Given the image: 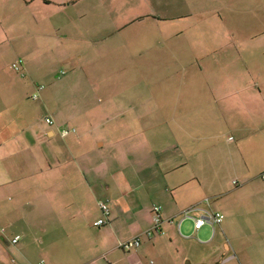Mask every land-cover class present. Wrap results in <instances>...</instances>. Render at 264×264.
<instances>
[{
  "label": "crops",
  "instance_id": "0c3cea01",
  "mask_svg": "<svg viewBox=\"0 0 264 264\" xmlns=\"http://www.w3.org/2000/svg\"><path fill=\"white\" fill-rule=\"evenodd\" d=\"M19 12L9 28L42 30L41 62L52 40L88 84L77 87V156L42 108L11 126L0 102V264H264V20L236 15L226 35L220 11L193 0H18ZM199 14L222 23L200 60ZM206 199L225 219L203 241L168 222L143 235L154 203L168 221ZM102 201L112 216L97 227ZM138 235L140 248L119 247Z\"/></svg>",
  "mask_w": 264,
  "mask_h": 264
},
{
  "label": "rangeland",
  "instance_id": "374dc122",
  "mask_svg": "<svg viewBox=\"0 0 264 264\" xmlns=\"http://www.w3.org/2000/svg\"><path fill=\"white\" fill-rule=\"evenodd\" d=\"M5 1L8 2V8H0V20L3 26V28H0V87L2 88L0 102H8L10 106L7 108L6 105L3 104V106L7 108V110L4 109L5 111L3 110L2 112L3 122L6 121L5 123L11 124L13 123L14 117L19 113L24 115V112H27L26 110H28V108L32 109L33 106L37 105L39 106L38 108H42L44 118L50 117L54 120L55 124L50 125L51 128L67 129L69 127L75 128L77 131V112L79 111V109H77V87L82 85V87L84 86L86 89L88 82H84L83 84V78L79 75L77 76V69L64 61L65 59H63L62 52L64 47L60 46V44L54 45L55 42L52 40L50 45L51 51L47 55H44V61L41 62V51L43 49L41 38L47 37L41 34L42 30L37 28L36 24L35 29H10L9 25L11 23L23 21L26 15L20 12L15 14L11 13L12 5H16L18 0H0V4H2V2L5 3ZM193 4L195 6V11L201 8L212 9V12L220 11V14H222L221 19L226 22V28L224 30L226 35L233 32L230 22L234 20L236 15L240 14L247 17L251 15L252 18H256L258 23L260 20H264V0H193ZM162 7L165 9V11H163L165 15H174L168 12L169 8H166L164 5ZM253 8L255 9L252 11ZM34 11L35 15L37 11L36 7ZM203 18L204 20L200 21ZM185 21V19L183 22L179 20L176 21L178 23L174 27L175 31H178L182 27H187ZM218 23L220 24L219 26H222V23L215 17L212 18L211 16V19L208 20L207 14H205L204 17L201 14L192 16V24L194 27L192 26L193 30L191 35L195 40L193 49L195 50V56L199 58V60L202 59V56L205 57V55L211 53L206 44H211L210 40L214 37L212 35V33H214V27ZM145 27L147 33L153 29L149 25ZM258 30L261 29L258 28L255 32H258ZM50 33L52 34V31ZM189 33L190 32H188V37L191 36ZM258 37L264 36L259 34ZM227 52L233 53L228 45ZM45 56H47V58H45ZM34 58L36 59L34 65L37 64L38 67L33 65L34 69L32 70L29 64ZM14 63H19L23 73L13 69L12 66ZM42 64L45 66L44 69L41 68ZM92 67L97 68V70H99L98 68H105L102 65L99 67L93 65ZM111 67L115 68L114 79L120 80L121 78L116 76L121 65L115 64ZM107 78L103 77L101 79ZM39 86H44V90L41 92L40 98L34 100L32 96L37 92ZM11 103H13V105H16V103L21 104V108H14ZM89 110L90 109H84L82 112H89ZM195 113H197V111ZM88 115L90 114L88 113ZM2 125L4 126V124ZM11 126L13 125L11 124ZM76 136L77 132L67 137L66 140L72 144L71 149L74 155L77 156L76 144L74 142ZM233 136L232 134H227L224 139L227 137H232L231 139H234ZM224 141L225 140L222 142ZM72 156L73 153L69 151L63 156V161L68 165H72L73 163L70 162L73 161ZM226 184L228 185V183ZM181 220L182 217L180 216L177 222L179 223ZM73 225H75V223ZM181 232L185 236L197 232L193 228V221L191 219H185L182 222ZM198 232L200 233L197 235V238L203 241L208 237V234L205 232H212V229L209 225H206Z\"/></svg>",
  "mask_w": 264,
  "mask_h": 264
},
{
  "label": "built area",
  "instance_id": "2783aa9c",
  "mask_svg": "<svg viewBox=\"0 0 264 264\" xmlns=\"http://www.w3.org/2000/svg\"><path fill=\"white\" fill-rule=\"evenodd\" d=\"M12 67L15 71L23 73L19 63H14ZM43 90H44V86H39L37 92L33 95V99L34 100L39 99L41 92ZM46 122L49 125L55 124L54 120L51 119L50 117L46 118ZM61 132L64 137H67L71 134L76 133L77 131L75 128L68 127L67 129L66 128L62 129ZM263 178H264V175H263ZM234 183L238 184V181H235ZM203 204L210 206V200L206 199L204 202L197 204L193 206L192 208L184 211L180 215L182 217V220L178 223L176 218H171L168 221H166L163 216V210H164L163 206L161 204L154 203L152 206V219H153L152 227L149 228L143 235L149 238L155 235H165L166 234V230L164 228L165 222H168L171 224L177 223V225L179 226V230L181 232V225L185 219H191L193 221L194 229L196 231L203 229L206 225H210L213 227V232H215V227L223 223L225 216L223 213L219 211H215L211 209L210 207L209 208L203 207L202 206ZM100 208H101L103 215L100 219H98L95 222V226L97 227H103L109 224L110 218L112 216V210L107 201L100 202ZM194 214H198V216H195ZM143 235H138L130 240L122 242L119 247L125 251H130L132 249L140 248L142 245ZM20 239H21V236H16L13 239V243L14 244L18 243Z\"/></svg>",
  "mask_w": 264,
  "mask_h": 264
}]
</instances>
